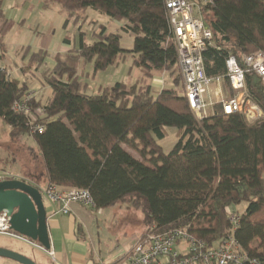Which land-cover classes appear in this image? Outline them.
<instances>
[{"label":"trees","instance_id":"16d2710c","mask_svg":"<svg viewBox=\"0 0 264 264\" xmlns=\"http://www.w3.org/2000/svg\"><path fill=\"white\" fill-rule=\"evenodd\" d=\"M49 1L68 10L91 7L122 20L121 28L132 41L123 48L122 35L106 33L103 26L93 43L56 53L52 67L42 73L51 88L50 98L45 104L30 100L33 111L43 108L36 117L43 125L41 132L30 133L28 116L12 110L13 102L28 92L27 83L0 70V118L10 127L11 144H21L20 151L40 163L45 187L85 188L96 209L129 203L142 212L147 232L186 228L208 247L230 232V216L235 214L233 236L250 256L264 260L262 79L251 70L245 74L247 98L261 109L260 119L250 121L241 112L224 114L221 104L215 103L213 112L198 120L184 94L173 88L153 94L147 83L154 72L173 73L177 67L163 0ZM201 10L212 32L202 52L205 75L229 85L230 55L244 66V55L264 51V0H214ZM5 52L0 37V59ZM126 54L142 71L140 79L86 93V83L78 75L83 64L91 63L96 73ZM45 57L43 50L32 52L26 69L38 68ZM165 128L178 131L169 151L158 142L166 137ZM26 133L34 147L19 141ZM3 172L43 191L22 171ZM241 203L245 207L239 209Z\"/></svg>","mask_w":264,"mask_h":264},{"label":"built area","instance_id":"2783aa9c","mask_svg":"<svg viewBox=\"0 0 264 264\" xmlns=\"http://www.w3.org/2000/svg\"><path fill=\"white\" fill-rule=\"evenodd\" d=\"M171 35L176 48V62L183 84V94L196 119L208 115L207 107L220 103L224 114L241 112L250 121L260 119L263 114L256 103L247 98L245 74L251 70L264 82V51L256 50L243 56L244 66L230 55L226 59L227 77L230 88L235 92L228 98L218 91L215 102H207L205 92L210 80L204 72L202 52L210 43L212 32L204 23L201 7L212 4L214 0H163ZM10 70L0 64V70ZM218 80V79H215ZM35 99L34 92H27L12 104V110L28 116L30 133L41 132L43 125L36 122V117L43 113L38 107L33 111L30 100ZM10 175L0 173V179ZM45 200L56 203L58 211L68 213L72 202L94 207L89 191L80 187H60L48 185L42 191ZM230 232L217 244L208 247L204 241L191 234L186 228L176 227L167 231L146 232L116 264H264V260L250 256L241 248L233 236V229L238 223L235 214L230 216ZM0 234L13 236L22 242L45 250L38 242L31 240L10 229L9 216L0 213ZM179 243H185L186 250L177 249Z\"/></svg>","mask_w":264,"mask_h":264},{"label":"rangeland","instance_id":"374dc122","mask_svg":"<svg viewBox=\"0 0 264 264\" xmlns=\"http://www.w3.org/2000/svg\"><path fill=\"white\" fill-rule=\"evenodd\" d=\"M0 10L3 14V19L1 18L0 20V30H3L8 38V51L17 57L15 62L11 65L12 70L17 72L20 65L26 64L28 62L29 55L33 51L40 49L46 54L43 63L37 69H31L29 74L25 77L26 80H28L30 88L40 92L38 95H40V101L42 102L49 99L48 92H46L43 85L51 92L50 87L44 82L42 73L52 67L53 56L56 53L62 54L70 49H78L81 43H93L97 40L95 33L103 26L105 27L106 33L114 32L122 35L121 46L123 48H129L131 46L132 37L122 30V20L112 19L107 14L91 7L78 10H68L49 0H0ZM21 18L25 19L23 23H19V19ZM19 42H22L23 44L25 42L29 45L28 52L24 57H22L23 54H21L20 48L17 47ZM131 60L132 58L130 54H126L123 59L118 61L117 65L119 70L115 75V79L112 77L114 70L97 71L96 76L93 77L90 73V71H92V65L86 64L84 67V73L89 72V75L84 74L79 77L82 82L86 83V93H100L101 89L98 90V85L102 82H106L105 84L109 86V84L112 85L118 81L119 78L130 79L133 77V75L122 77L124 73L128 71L129 66H126V64L130 63ZM133 69H138V71H140V69L135 66ZM177 75H179L178 67L174 69L173 73L166 71L165 77L169 80L167 81L169 85L166 86L173 88L177 93L181 94L183 87L181 77L179 76L178 82H174V78ZM15 76L16 75L10 70V77L14 78ZM18 77L20 78V75ZM41 84L43 85L41 86ZM219 87L221 88L224 97L228 98L235 94L228 84L224 82L222 83L221 81L218 84L216 81H212L208 84L205 92V99L207 102L216 101V95L220 89ZM35 91L33 92L36 97ZM28 92L31 91L28 90ZM153 94L155 93L153 92ZM213 110L214 105L207 107L208 114L212 113ZM7 125L8 124L0 118V158H2L0 159V168H3L5 164V169H9L11 173L17 174L18 172L14 169L15 167L9 166V164L5 163L7 159H5L3 155V150H5L4 145H7V142L10 139ZM26 138H29L27 139V142L33 143L27 133L22 135L19 141L26 142ZM176 140L177 137L169 131L166 137L162 140H158V142L164 151H169ZM131 153L134 156L136 155L133 151H131ZM30 166L36 167L37 169H40L41 167L38 161L30 164ZM128 204L129 203H123V205ZM244 207L245 203H241L238 206L239 209ZM138 212H140V210H138ZM146 225L144 224L142 227H145ZM25 244L27 243L22 242L13 236L0 234V245L5 246L4 248L10 250L14 249L13 251L16 250V252L18 249L19 252L25 253L27 257L29 256L32 260H36L35 254L38 253L39 249L29 244H27L29 246H24ZM26 248L28 250L25 251L24 249Z\"/></svg>","mask_w":264,"mask_h":264},{"label":"crops","instance_id":"0c3cea01","mask_svg":"<svg viewBox=\"0 0 264 264\" xmlns=\"http://www.w3.org/2000/svg\"><path fill=\"white\" fill-rule=\"evenodd\" d=\"M19 20V23H23L25 21L23 18ZM123 24L124 22L122 21L121 26ZM0 37L6 50L4 56L0 59V64L5 66L7 69H10L16 75L14 77L15 79L25 81L28 85V80H26L25 77L29 74L31 69H37V67L32 66L29 70H27V62L26 64L20 65L17 72L12 70L11 65L15 62L17 57L8 51V38L3 30H0ZM17 47L20 48L21 54H23L22 57H24L28 52L29 45L25 42L24 44L19 42ZM124 57H122V59ZM127 65L129 66L128 71H126L122 77H128L129 75H133V77L130 79L119 78L116 82L133 84L142 76L141 70L138 71V69H133L131 61L126 64V66ZM85 66L86 64H83L79 69V77L84 74L89 75V72L84 73ZM106 70H114L112 77L115 79V75L119 69L116 63L106 68L105 71ZM90 73L93 77L97 74V72L93 73V71H90ZM19 75L20 78L18 77ZM167 81L169 80L166 79L165 72H154L152 77L147 80V83L150 85L152 92L157 93L163 88H170L166 86L169 85ZM214 81L218 84L220 83L219 79ZM105 83L106 82H102L99 84L98 90L108 86ZM42 85L43 84H41V86ZM110 85L111 84H109V86ZM43 87L46 89V92H48V98H50L51 92L44 85ZM28 90L31 92L35 91L32 90L29 85ZM218 91L222 93L221 88ZM35 92V100L40 101V95H38L40 92ZM181 94H183V87ZM46 102L47 100L45 102L40 101L41 104H45ZM7 127L10 129L9 125H7ZM165 131L166 133L171 131L173 135L177 137V129L165 128ZM27 139L29 138H26L27 145L34 147L35 143L32 138L30 137L33 143L27 142ZM4 147L5 150H3V155L4 158L7 159L5 163L9 164V166L15 167L14 169L18 173L22 171L25 175L28 174L32 179H35V182L39 183L42 189H44L46 183L43 178V168L40 167V169H37L36 167L30 166L33 162L26 153H22L20 151L22 145L18 144L16 146L15 144H11L9 139L7 145H4ZM5 167L6 166L4 164V167L0 168V173H3V171L10 172V170L5 169ZM44 203L47 211V231L50 240L49 251L51 253L38 248L39 251L35 254L36 260H34L37 264H116L117 261L131 249V247L147 232L148 229V226L144 222L142 212H138L139 209L134 208L129 204H116L110 207L96 209L81 203L72 202L69 205L70 211L68 213H62L58 211V205L56 203L48 200H45ZM144 224L146 226L142 227ZM29 245L25 244L24 246ZM177 249L182 253L185 252V243H179L177 245ZM24 250L26 251L28 249L26 248ZM17 252H19L18 249ZM22 254L26 255L25 253ZM0 264L20 263L5 257H0Z\"/></svg>","mask_w":264,"mask_h":264},{"label":"water","instance_id":"95a60500","mask_svg":"<svg viewBox=\"0 0 264 264\" xmlns=\"http://www.w3.org/2000/svg\"><path fill=\"white\" fill-rule=\"evenodd\" d=\"M44 201L42 192L35 185L19 178L0 179V213L9 216L10 229L47 250L50 240ZM0 257L20 264H37L31 258L4 247H0Z\"/></svg>","mask_w":264,"mask_h":264}]
</instances>
